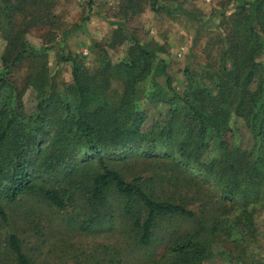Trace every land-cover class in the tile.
Here are the masks:
<instances>
[{"label":"trees","instance_id":"1","mask_svg":"<svg viewBox=\"0 0 264 264\" xmlns=\"http://www.w3.org/2000/svg\"><path fill=\"white\" fill-rule=\"evenodd\" d=\"M0 2L5 7L10 4V0ZM18 10L30 16L26 28L38 19L48 18L44 13L38 17L32 6L23 5ZM243 22L244 26L235 22L231 28L222 65L219 71L210 72L215 74L211 83L189 73V86L179 93L172 85L166 62L136 40L125 60L112 64L104 56V66L94 73L76 58L63 55L73 64L74 82L62 88L50 83L49 95L39 101L33 114L24 112L19 97L13 94L14 84L9 76L12 64L23 56L38 55L37 49L24 46L0 73V91L11 92L0 97L2 218L7 219L3 201L14 203L41 194L60 210L71 205L78 211L75 223L89 230L104 214H115L116 207L108 201L114 190L124 198L121 217L143 245L151 243L163 219L175 217L195 222L193 229L169 246L182 257L181 264H193L210 256L217 236L231 235L233 230L255 235L257 208L250 206L264 207V62L259 60L264 54V28L262 32L257 30L251 18ZM112 73L121 76L124 83L119 98L106 93ZM159 73L166 77V89L155 87L158 83L152 76ZM148 79L152 83V88L145 91L148 99L159 98L170 104L165 113L151 118L138 106ZM233 116L245 121L255 139L251 148L234 142ZM47 139L48 144L43 145ZM138 142L149 144L147 157L162 156L173 162L174 169L197 168L204 182L216 183L219 202L237 204L239 214L234 218L217 216L222 208L217 211V206L210 203L213 198L205 199L195 211L189 207L195 195H187L181 201L174 198L176 191L170 195L167 186L175 184L172 177L156 172L127 180L122 172L103 163L105 155L117 154ZM81 147L91 151V158L101 159L102 170L90 176L89 185H83L85 174L79 164L70 166L63 178L56 175V182L49 185L39 181L56 171V166L68 162ZM159 148L163 150L161 155ZM8 246L15 264H33L16 233L9 234Z\"/></svg>","mask_w":264,"mask_h":264},{"label":"rangeland","instance_id":"2","mask_svg":"<svg viewBox=\"0 0 264 264\" xmlns=\"http://www.w3.org/2000/svg\"><path fill=\"white\" fill-rule=\"evenodd\" d=\"M23 5L32 6L38 17L44 13L48 18L38 19L26 28L30 16L18 10ZM246 18H251L254 27L261 31L264 0H10L6 7L0 2V73L24 46L38 50L37 56L29 53L12 64L9 73L14 96L19 97L24 112L33 114L39 101L49 95L50 83L62 88L74 82L73 64L63 55L76 58L94 73L104 66V56L112 64L125 60L129 47L137 40L166 62L172 85L183 93L189 86V73L202 82L214 81L215 74L210 72L219 71L222 65L231 28L238 22L244 26ZM259 60L264 62V54ZM152 77L158 83L155 87L166 89L164 75ZM151 85L148 79L138 105L150 118L165 113L170 105L159 98L148 99L146 92ZM123 91L121 76L110 74L107 95L119 98ZM8 94L11 92L0 91V97ZM231 127L236 144L253 146L255 139L242 118L233 116ZM47 144L48 139L43 145ZM146 146L149 144L134 143L117 154L105 155L103 163L122 172L127 180L156 172L172 177L175 184L167 186L170 195L176 191V201L195 195L189 205L195 211L205 199L213 198L210 203L216 209L222 208L217 216L234 218L239 214L237 204L219 202L216 183L204 182L197 168L174 169L173 162L162 156L147 157ZM158 151L161 155L163 150ZM91 154L90 150L79 148L68 162L56 166V171L39 181L49 185L56 175L63 178L70 166L79 164L85 174L83 185H89L90 176L102 170L101 159L88 156ZM108 201L116 207L115 214H104L89 230L75 223L77 210L71 205L60 210L41 194L14 203L3 201L7 219L0 215V264H15L8 246L11 233L21 238L33 264H181L182 257L169 246L193 229L195 222L175 217L163 219L151 243L143 245L119 213L124 198L111 190ZM252 206L257 208L255 235L233 230L231 235L217 236L211 255L193 264H264V207Z\"/></svg>","mask_w":264,"mask_h":264}]
</instances>
